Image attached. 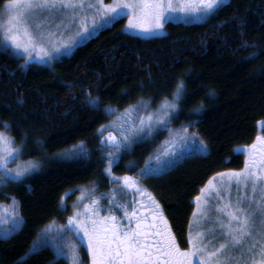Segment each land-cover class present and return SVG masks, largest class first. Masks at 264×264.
Returning a JSON list of instances; mask_svg holds the SVG:
<instances>
[{"label":"trees","instance_id":"16d2710c","mask_svg":"<svg viewBox=\"0 0 264 264\" xmlns=\"http://www.w3.org/2000/svg\"><path fill=\"white\" fill-rule=\"evenodd\" d=\"M124 20L104 27L51 66L25 63L0 46V130L20 146L22 157L40 161L24 178L0 184V202L15 197L25 221L15 234L0 235V264H70L55 255L54 247L29 250L45 225L67 223L71 209L64 199L73 196L64 198L68 190L84 186L101 195L113 187L105 171L107 149L99 139L100 126L112 118L110 108L144 99L156 104L183 79L184 96L172 124L197 132L207 151L185 155L140 179L184 247L194 198L214 173L241 168L246 156L238 148L264 128V0H227L207 20L169 21L166 34L149 38L123 30ZM88 93L99 97L98 106L88 103ZM164 134L134 142L112 171L136 174L160 150ZM81 141L86 155H61ZM73 240L80 244L82 264H88L86 247L77 235Z\"/></svg>","mask_w":264,"mask_h":264},{"label":"snow or ice","instance_id":"6c2138e0","mask_svg":"<svg viewBox=\"0 0 264 264\" xmlns=\"http://www.w3.org/2000/svg\"><path fill=\"white\" fill-rule=\"evenodd\" d=\"M220 4L221 0H187L180 7L183 11L211 14ZM3 7L0 19H4V22L0 23V29L6 43L0 46L8 50L10 42L12 48L23 49L27 57H31L34 52L37 56H51L62 47L60 43H53L54 32H45L41 27L49 20L48 15L42 16L33 28L31 20L40 13H70L73 19L83 13L82 26L71 41L75 44L78 39L86 38L91 33L89 24L99 28L114 16L125 14L128 16V27L155 30L163 27L165 12L175 10L172 0H114L112 4H104L103 0H88L87 4L85 0H5ZM88 10H94L90 20L87 18ZM96 16L100 19L97 20ZM56 27L59 29L61 26L58 24ZM45 42L52 44L51 52L44 47ZM184 91V81L179 78L171 99L165 97L154 111L149 110V104L144 100L130 105L125 114L144 110L140 112L137 121L127 127L120 125L119 136L108 133L106 139L103 135L99 137L101 147L107 145L112 149L106 153V172L111 173L118 153L127 151L131 143L129 133H151L158 127L167 128L173 143L177 137L180 143H187V128L176 133L169 128L177 115L178 102L184 96ZM88 103L98 106L99 97L88 93ZM105 110L107 111V107ZM190 112L198 114V110ZM108 126H112L111 122ZM104 129L105 125H101L100 132ZM195 135L193 133L194 137ZM12 144V139L0 132V183L6 182L9 176L14 179L25 177L39 167V162L34 160L19 161L21 148L13 147ZM74 147L78 154L86 155L88 152L83 141ZM205 147L203 141L193 140L194 149ZM241 151L247 153L244 167L214 173L209 178V183L200 190L202 195L195 198L198 210H193L195 222L189 221L187 248L179 246L163 209L150 194V209L140 207L137 212L138 205L133 200L129 211L128 203H120L123 216L117 217L113 211V205L117 202L112 200L116 196L113 190L110 194L102 193L100 197H91L90 203H85L83 209L74 204L73 215L67 217L66 224L54 227L53 221L45 225L29 251L54 247L56 256H66L70 264H80L78 245L73 242V238L76 233L82 232L87 240L91 264H249V261L251 264H264V135H257L253 143L243 146ZM155 158V166L145 161L146 167L140 169L141 175L154 174L161 167L174 163L171 159L165 160L159 153ZM10 161H16L15 167H8ZM122 181L126 189L140 191L138 178L125 175ZM233 187L236 189L234 199L231 196ZM205 189L208 191L205 192ZM144 194L146 193H142ZM103 197H108L110 203L107 213L101 216L99 209L102 205L99 201ZM2 209L3 205H0V232L5 236L15 234L25 222L18 211V201L15 197L12 198L10 212ZM145 211L150 213V221L146 216L140 215ZM124 217L128 218L127 223H123ZM66 233L70 235L66 236ZM246 243L247 247L244 246ZM237 249L238 257L234 255Z\"/></svg>","mask_w":264,"mask_h":264},{"label":"rangeland","instance_id":"374dc122","mask_svg":"<svg viewBox=\"0 0 264 264\" xmlns=\"http://www.w3.org/2000/svg\"><path fill=\"white\" fill-rule=\"evenodd\" d=\"M226 1L227 0H221V4H223ZM85 2L87 4L88 0H85ZM186 2H187V0H184V1H182V4H184ZM4 3H5V0L3 2L2 7H1L0 13H3V11H4V7H3ZM103 3L104 4H112V3H114V0H103ZM172 3L175 6V10L169 9L167 12H165L164 19L162 21V24H163L162 28H158V29H155V30H148V31L142 30V29H137V28H130V27H128V16L125 15V14H121V15H118V16H114L110 20H107V22L103 23L99 28H96L93 25L89 24L88 27L90 29H92L91 33L86 38L78 39L75 44H72L71 41H72V39L74 37V34L82 26L81 25V18H82L83 13H81V15H78L75 19H73L71 17L70 13H62V12H56L54 14H51V13H49V14L40 13V14H37L36 16H34L32 18V20H31V24H32L33 28L35 27L36 23L40 20V18L42 16L48 15L49 16V20L47 22H45L41 27H42V29L45 32L52 31V32L55 33V35L52 38L53 43H60L62 45L61 50L58 51V52L52 53L51 56H45V55L37 56L35 54V52H34L31 57H27V56H25V54L23 52V49H14V48H12L11 45H10V42H8L9 43V48L13 51V53L15 55H17V56H19L21 58H24L27 62H34V63H38V64L45 65V66H51V65H53V62L56 59L61 58L63 55H70L76 49V47L78 45L88 41L91 37H93L96 34H98L101 29H103L106 26H109V25L113 24V22H115L119 18H124L125 19L124 23H123V30H125L126 32H129L131 34H135V35H138V36H141V37H144V38H149V37L160 36V35L166 34L167 33L166 24L169 21H182V22L204 21V20H207L209 17H211V15L217 10L216 9L211 14H201L198 11H183V10H181L180 5H182V4H181V1H179V0H172ZM125 11H127V10H125ZM93 15H94V10H88L87 11V18L89 20L93 17ZM96 19L99 20L100 17L96 16ZM3 22H4V19H0V23H3ZM58 24L61 26L59 29H57V27H56ZM65 25H66V27H65ZM0 38H1L3 43H6V41H4V39H3L2 29H0ZM69 45H71V46H69ZM44 47L49 49V51L51 52L52 44L45 42ZM171 96L169 97V99H171ZM140 101H138L137 103H134L132 105H136V104L140 103ZM144 101L148 102L149 110H153L154 111L157 108V106L163 100L159 101L156 104H152L151 101L147 100V99H144ZM128 107L123 108V109H117L115 107L110 108V111L112 112V118L110 119V121H108L107 123L103 124V125H105V129H104L103 132H101V134L105 137V139L107 138L108 133H114L117 136H119L120 135V125H124L125 127H127L131 123L137 121L140 112L144 111L143 109H140L139 111H133L131 113L125 114V110ZM110 122H111L112 126H108ZM169 128H171L173 130V133L181 132L182 129L187 128V133L185 134L186 137H187V143H180L179 142V137H177L176 142L173 143L172 135L169 133L168 129L167 128H159L158 127L156 129H154L151 133H148L147 131H143V132H139V133H135V132L129 133V135L131 137V143H130L129 147L134 142L142 139L146 135H156L157 132L165 130V134H164L165 136H164V138L162 140L160 150L157 151L155 154H153L149 158L148 164L153 165V166H155L157 164V160L155 158L157 156V153H159L165 160L171 159L172 161H174V163L171 164V166H172V165L175 164V162L180 160L185 155H188V154H191V153H198V152L204 153V152L207 151V146H206L205 142L197 134V132H195L194 130H192L189 127H186L184 125L174 126L172 124V122L169 125ZM0 132L4 133L7 137H10L12 139V141H13V138L5 130H0ZM193 133L196 134L195 137L193 136ZM257 135H264V128L262 130H260ZM194 139L196 141H203V143H204V145L206 147L203 148V149H199V148L198 149H194L193 148V140ZM252 143H253V141L250 144L241 145L238 148V151H241V148L243 146L251 145ZM12 146L13 147H17V146H15L14 141H13ZM105 147L107 149V152L112 151V149L110 147H108L107 145H105ZM173 149H174V151H173ZM75 152H76L75 147H73V148L67 150L66 152H63L61 155L67 156V155L73 154ZM121 152L122 151H120L118 153V158H119ZM244 154H245V156H247V153H244ZM18 160L19 161L34 160V161L39 162V166H40V161L39 160H36V159H33V158H24V157H22L21 151H20V154L18 156ZM15 164H16V161H10L8 167L9 168H13V167H15ZM171 166L161 167L155 173H160V172L166 170L167 168H169ZM145 167H146V165L143 168H145ZM243 167H244V165L241 168H243ZM37 168H39V167H37ZM37 168H35L34 170H36ZM241 168H238L236 170H239ZM229 169H234V168H229ZM225 170H222L220 172H224ZM110 175H111V177H112L114 182H113V187L111 188V190H110V192L108 194H110L113 190L116 192V196L112 197V200L117 201L113 205V211H114V214L117 217H122L123 216V209L119 208V204L120 203H128L129 204V211H131V203H132L133 200L138 205L137 206V212L140 211V207H144L146 209H150L151 205H150V203H148L149 194H150V196L152 198L155 199L156 202H158L160 204V206L162 208L161 203L158 201V199L155 197V195L146 186H144L141 183V179L140 178L143 177L144 175H141L140 170L137 171V173L134 174V175H129L128 174V176H132V177L138 178V183H139V186H140V191L139 192H137L135 189H126L124 187L122 178L125 175L115 174L112 171V168H111ZM211 177H213V176H211ZM9 178H13V177L9 176L7 179H9ZM21 178H24V177H20V178H16V179H21ZM207 183H209V180L206 182V184ZM204 186L202 188H204ZM82 189L85 190V191H82ZM207 191H208V189H205V192H207ZM69 193H70V195H73V196H71V198L69 200H68L69 197L66 198V200L64 199V204L68 203V205H69V207L71 209L70 215H73V212H74L73 205L74 204H76L80 209H83L85 203H90L91 197H100V194L95 193V192H93L92 189H90L88 187H84V186L78 187L74 192H72V190H68L65 193L64 198ZM142 193H146V194L142 195ZM198 195H202V194L199 193ZM235 195H236V189H235V187H233L232 192H231V196H232L233 199L235 198ZM195 198H194L195 209L198 210V202H197V200ZM16 201H18V200L16 199ZM99 202L102 205V207L99 209V212H100V215L103 216L108 211V205L110 203V200H109L108 197H103V198L100 199ZM0 205H3V209L2 210H6L7 212H10L12 210V200L9 203L0 202ZM18 211L20 213L19 201H18ZM163 214L167 218L169 226H170V228H171V230L173 232L172 226H171V224L169 222V219L166 216L164 210H163ZM140 215L142 217L146 216L148 218V220H151V215H150V213L148 211L141 212ZM213 215H214V213H213ZM195 220H196V217L193 215L192 221L195 222ZM127 222H128V218L124 217L123 223H127ZM133 223H134V221H133ZM173 234H174V232H173ZM0 235L5 236V235L2 234V232H0ZM76 235H77V237L80 239V241L83 243V245L87 249V240L84 237L83 233L79 232V233H76ZM73 242H74V240H73ZM177 242H178V240H177ZM74 243H76L78 245L79 260H80V264H82L81 253H80V244H79V242H74ZM178 244H179V242H178ZM179 246L181 248H187V247H189V244L186 247L181 246L180 244H179ZM244 246L247 247V243ZM234 255H236L237 257L239 256V249H237V251H236V253H234ZM88 256H89L88 264H91V255L89 253H88ZM257 260H259V257H257ZM242 264H243V262H242ZM249 264H251V261H249Z\"/></svg>","mask_w":264,"mask_h":264},{"label":"flooded vegetation","instance_id":"af4514ba","mask_svg":"<svg viewBox=\"0 0 264 264\" xmlns=\"http://www.w3.org/2000/svg\"><path fill=\"white\" fill-rule=\"evenodd\" d=\"M179 1H181V4H182V1H184V0H179ZM150 221V220H149Z\"/></svg>","mask_w":264,"mask_h":264}]
</instances>
